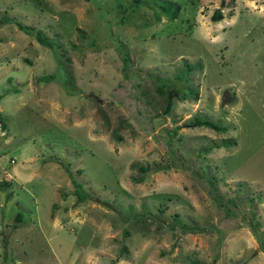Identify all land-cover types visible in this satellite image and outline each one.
Segmentation results:
<instances>
[{
	"label": "rangeland",
	"instance_id": "1",
	"mask_svg": "<svg viewBox=\"0 0 264 264\" xmlns=\"http://www.w3.org/2000/svg\"><path fill=\"white\" fill-rule=\"evenodd\" d=\"M163 1L0 0V264H264V0Z\"/></svg>",
	"mask_w": 264,
	"mask_h": 264
},
{
	"label": "trees",
	"instance_id": "2",
	"mask_svg": "<svg viewBox=\"0 0 264 264\" xmlns=\"http://www.w3.org/2000/svg\"><path fill=\"white\" fill-rule=\"evenodd\" d=\"M224 4H225L224 0H219V6H223ZM159 8L169 18L175 17L176 13L178 11L177 5H173L171 2L166 1V0H164L161 4H159ZM210 18H211V20H218V19L222 18V12H221L220 7H216V8L213 9L212 13L210 14ZM16 24L22 30L29 31V29L26 28L23 24H21L19 22H16ZM34 36L41 43H45V44L50 45V46H53V44H54V42H52L53 40L52 41L48 40L45 36L42 35V33L39 30H36L34 32ZM192 124H194V125H204V126H207V127H210V128H214L216 130H221V129L224 128L223 126L216 124L215 122H213L210 119L201 118L199 116H194ZM73 183H74V186H75V188L73 190V193L75 194L76 199L78 201H82V200L86 199L87 198V193L82 190L81 184H79L77 181H73Z\"/></svg>",
	"mask_w": 264,
	"mask_h": 264
},
{
	"label": "water",
	"instance_id": "3",
	"mask_svg": "<svg viewBox=\"0 0 264 264\" xmlns=\"http://www.w3.org/2000/svg\"><path fill=\"white\" fill-rule=\"evenodd\" d=\"M229 93L228 91H224L221 99V104L226 103L229 100Z\"/></svg>",
	"mask_w": 264,
	"mask_h": 264
}]
</instances>
